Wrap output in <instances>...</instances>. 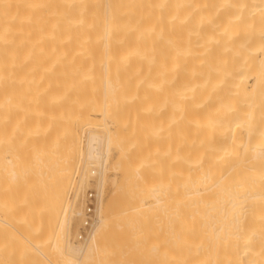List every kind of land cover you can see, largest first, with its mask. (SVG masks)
<instances>
[{"label": "bare ground", "instance_id": "obj_1", "mask_svg": "<svg viewBox=\"0 0 264 264\" xmlns=\"http://www.w3.org/2000/svg\"><path fill=\"white\" fill-rule=\"evenodd\" d=\"M126 233L264 264V0H0V264H118Z\"/></svg>", "mask_w": 264, "mask_h": 264}, {"label": "rangeland", "instance_id": "obj_2", "mask_svg": "<svg viewBox=\"0 0 264 264\" xmlns=\"http://www.w3.org/2000/svg\"><path fill=\"white\" fill-rule=\"evenodd\" d=\"M78 181L79 180H74L75 184L73 183V185L77 186ZM83 182L82 184L84 189L79 191L80 193L78 192V196L75 201V210H81L80 212L82 213V217L73 219V223L71 225L73 233L72 235H74V237L77 236V239L73 242L74 245L83 243L81 240L84 239L83 216L88 205L87 194H96L97 191V182L95 176L88 177L84 179ZM104 189V191L108 192L110 190L109 185L105 186ZM128 234L129 233H126L125 237L123 238L120 237L118 240V245L112 247L111 252L117 257L116 262L118 264H168L166 259L165 239L163 235L160 236L159 246L155 247L149 244V240L147 242L148 244L145 245L136 244L137 238Z\"/></svg>", "mask_w": 264, "mask_h": 264}, {"label": "built area", "instance_id": "obj_3", "mask_svg": "<svg viewBox=\"0 0 264 264\" xmlns=\"http://www.w3.org/2000/svg\"><path fill=\"white\" fill-rule=\"evenodd\" d=\"M87 198H88V205L85 209L84 212V221H83V226H84V236L83 238H85L90 229L92 224L95 222V208H96V197L95 194H87Z\"/></svg>", "mask_w": 264, "mask_h": 264}]
</instances>
